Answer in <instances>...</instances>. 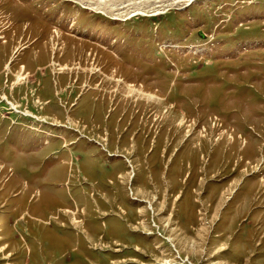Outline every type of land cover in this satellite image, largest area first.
Returning a JSON list of instances; mask_svg holds the SVG:
<instances>
[{"label":"rangeland","instance_id":"374dc122","mask_svg":"<svg viewBox=\"0 0 264 264\" xmlns=\"http://www.w3.org/2000/svg\"><path fill=\"white\" fill-rule=\"evenodd\" d=\"M95 1L0 0V264H264V0Z\"/></svg>","mask_w":264,"mask_h":264},{"label":"bare ground","instance_id":"6f19581e","mask_svg":"<svg viewBox=\"0 0 264 264\" xmlns=\"http://www.w3.org/2000/svg\"><path fill=\"white\" fill-rule=\"evenodd\" d=\"M99 1H100V0L95 1V2H98V3H99ZM117 1H118V0H117ZM143 1H144V0H143ZM166 1H167V0H166ZM171 1H172V0H171ZM179 1H180V0H179ZM181 1H182V0H181ZM192 1H193V0H188V4H189L190 2H192ZM86 2H87V1H86ZM103 2H105V1H103ZM93 3H94V2H93ZM101 3H102V2H101ZM142 3H143V2H142ZM168 3H169V2H168ZM176 3H177V2H176ZM84 4H85V3H84ZM87 4H88V3H87ZM87 4H86V5H87ZM94 4H95V3H94ZM94 4H93V5H94ZM106 4H108V3H106ZM112 4H113V3H112ZM120 4H121V3H120ZM151 4H152V3H151ZM90 5H91V4H90ZM130 5H132V4H130ZM142 5H143V4H142ZM148 5H149V4H148ZM168 5H169V4H168ZM174 5H176V4H174ZM91 6H92V5H91ZM101 6L103 7V5H100V7H101ZM107 6H108V5H107ZM100 7H99V8H100ZM116 7H117V6H116ZM149 7H150V6H149ZM166 7H168V6H166ZM105 8H106V7H105ZM145 8H146V7H145ZM164 8H165V7H164ZM101 9H102V8H101ZM99 10H100V9H99ZM160 10H161V9H160ZM130 12H131V10H130ZM130 12H129V13H130ZM142 12H143V11H142ZM148 12H149V10H148ZM123 13H127L126 10L123 11L122 14H123ZM145 13H146V12H145ZM125 15H126V14H125ZM115 16H119V15H115ZM20 79H21V77H20ZM136 92H137V91H135V93H136ZM135 93H134V94H135ZM138 94H142V93H139V92H138ZM140 96H141V95H140ZM142 96H145V98H147V100H151V98H152V97H146V95H142ZM142 96H141V97H142ZM149 96H150V95H149ZM142 98H143V97H142ZM148 98H149V99H148Z\"/></svg>","mask_w":264,"mask_h":264}]
</instances>
